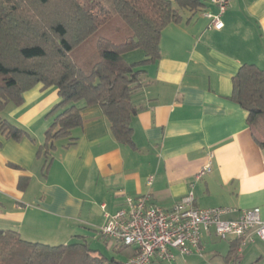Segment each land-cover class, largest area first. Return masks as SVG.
Listing matches in <instances>:
<instances>
[{"label":"crops","instance_id":"obj_1","mask_svg":"<svg viewBox=\"0 0 264 264\" xmlns=\"http://www.w3.org/2000/svg\"><path fill=\"white\" fill-rule=\"evenodd\" d=\"M169 1L182 19L164 26L161 57L144 66L132 92L133 146L115 140L98 105L80 100L82 124L54 141L44 170L36 154L61 111L46 116L60 101L57 89L38 83L24 91L21 105L8 103L1 111L27 135L0 134V229L26 241L56 246L77 238L90 246L95 237L111 239L99 228L107 214L126 208V197L147 193L153 204L169 208L189 191L199 207H258L264 218V148L252 138L247 112L230 100L233 75L243 63L264 71V0H231L216 30L203 13L216 10L208 0L197 11ZM123 55L128 62L146 57L141 49ZM20 177H27L23 188ZM201 233V255L173 250L172 260L149 264H264V240L254 236L227 258L236 240L212 229ZM115 250L123 255L112 261L120 264L134 253L117 243Z\"/></svg>","mask_w":264,"mask_h":264},{"label":"trees","instance_id":"obj_2","mask_svg":"<svg viewBox=\"0 0 264 264\" xmlns=\"http://www.w3.org/2000/svg\"><path fill=\"white\" fill-rule=\"evenodd\" d=\"M179 8L197 11L202 0H175ZM182 19L169 0H0V134L21 139L27 133L2 116L8 103H23V93L38 83L57 89V113L45 130L36 156L46 170L56 139L82 124L81 109L98 105L116 141L133 146L131 96L141 85L144 66L160 57L161 32ZM146 54L125 61L128 51ZM230 100L247 112L256 143L264 148V71L243 63L232 79ZM13 166V165H12ZM15 166V165H14ZM16 167V166H15ZM27 177H20L23 188ZM231 245L227 258L235 254ZM86 240L49 245L26 241L18 232L0 229V264H109Z\"/></svg>","mask_w":264,"mask_h":264},{"label":"built area","instance_id":"obj_3","mask_svg":"<svg viewBox=\"0 0 264 264\" xmlns=\"http://www.w3.org/2000/svg\"><path fill=\"white\" fill-rule=\"evenodd\" d=\"M208 1L216 9L215 12H203L209 20L208 26L215 30L223 28L221 16L231 0ZM202 169L200 174L210 170L209 165ZM125 206L107 214L106 222L99 228L101 236L134 249L125 264L170 261L174 256L173 250L184 255H201V232L211 229L220 238L236 240L237 249L251 242L254 236L264 240V218H261L258 207L248 210L226 206L203 208L195 204L191 191L169 208L153 204L147 193L126 197ZM236 211V218H225V215Z\"/></svg>","mask_w":264,"mask_h":264},{"label":"rangeland","instance_id":"obj_4","mask_svg":"<svg viewBox=\"0 0 264 264\" xmlns=\"http://www.w3.org/2000/svg\"><path fill=\"white\" fill-rule=\"evenodd\" d=\"M3 82V75L0 74V84ZM92 240V239H91ZM71 241H80L77 238H72ZM115 244L116 242L111 239H104L101 237H95L93 242L90 241V246L93 249H99L100 253L106 257V259L109 261V264H120L117 261H112V257L117 258V260H120L123 253L118 252L115 250ZM125 262V261H124Z\"/></svg>","mask_w":264,"mask_h":264}]
</instances>
